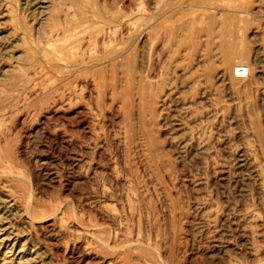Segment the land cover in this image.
Listing matches in <instances>:
<instances>
[{"label": "rangeland", "instance_id": "374dc122", "mask_svg": "<svg viewBox=\"0 0 264 264\" xmlns=\"http://www.w3.org/2000/svg\"><path fill=\"white\" fill-rule=\"evenodd\" d=\"M0 264H264V0H0Z\"/></svg>", "mask_w": 264, "mask_h": 264}, {"label": "built area", "instance_id": "2783aa9c", "mask_svg": "<svg viewBox=\"0 0 264 264\" xmlns=\"http://www.w3.org/2000/svg\"><path fill=\"white\" fill-rule=\"evenodd\" d=\"M238 72V74H239V77H244L243 75V72L241 73L239 70L237 71ZM241 73V74H240Z\"/></svg>", "mask_w": 264, "mask_h": 264}]
</instances>
